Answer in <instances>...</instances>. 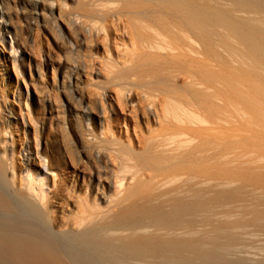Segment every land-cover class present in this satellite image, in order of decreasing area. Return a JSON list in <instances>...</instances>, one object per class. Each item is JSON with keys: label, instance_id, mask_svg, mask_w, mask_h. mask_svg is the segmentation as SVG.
Masks as SVG:
<instances>
[{"label": "bare ground", "instance_id": "obj_1", "mask_svg": "<svg viewBox=\"0 0 264 264\" xmlns=\"http://www.w3.org/2000/svg\"><path fill=\"white\" fill-rule=\"evenodd\" d=\"M59 1L0 0L9 61L39 81L32 24L63 40L61 19L76 49L121 22L130 48L106 68L133 135L110 119L99 68L86 102L84 67L66 62L63 118L46 96L32 104L38 150L22 133L17 153L12 126L27 124L6 100L2 56L0 264H264V0Z\"/></svg>", "mask_w": 264, "mask_h": 264}, {"label": "rangeland", "instance_id": "obj_2", "mask_svg": "<svg viewBox=\"0 0 264 264\" xmlns=\"http://www.w3.org/2000/svg\"><path fill=\"white\" fill-rule=\"evenodd\" d=\"M56 2L58 4L60 1L56 0ZM56 20L62 29L65 39L60 40L56 38L51 26H47V29H45L41 25L32 24L31 32L27 40L29 50L27 51L28 56H26V58L29 59L31 67L35 66L41 71L42 78L39 81L34 80V73H29L27 67L22 78L17 75L14 66L7 56V49L0 42V59L3 56V63L8 73L7 85L5 88L2 86V88L5 89L6 100L13 113L19 116L21 111L27 124L23 130L21 126H12L13 140L16 143L17 153H19L21 148L20 140L22 139V133L28 137L33 154L38 150L34 126L29 119V109L32 104L34 105V112L37 113L39 100L46 96L52 104L54 110L53 114L60 120L63 118L61 108L62 94L56 91V85H58V72L63 68V64L66 62V72L73 68V66H77V64L84 67L81 72L79 68V83L82 86L86 102L95 98V96L91 95L94 89L90 87V83H92V72L89 66L93 65L99 68L101 73L100 80L103 82L102 86L110 98L109 101L113 102L115 106V113L119 115L117 119L120 118L119 122H117V119L113 116L110 119H113L117 131L120 132L124 138L126 133L133 135V119L128 111H121L117 105V85L110 79L107 73L108 69L106 68V60H108L109 57L121 62L125 56V48H130L128 46L130 39L128 33H126L128 30L123 27L121 22L115 25L110 18H106L102 22L104 27L103 32L94 37L88 35L81 46L72 49L69 43L70 40H74V36L70 27L61 19ZM19 26L22 28V23H19ZM10 38L11 35H5L7 41H9ZM45 56H49L48 59H45ZM16 89H19L21 92L19 101L16 97ZM133 92L136 96L135 101L138 102V99H140L139 90L134 89ZM61 175L62 174H59V176Z\"/></svg>", "mask_w": 264, "mask_h": 264}]
</instances>
